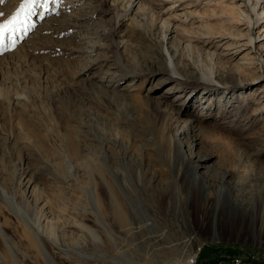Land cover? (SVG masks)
<instances>
[{"label": "rangeland", "instance_id": "374dc122", "mask_svg": "<svg viewBox=\"0 0 264 264\" xmlns=\"http://www.w3.org/2000/svg\"><path fill=\"white\" fill-rule=\"evenodd\" d=\"M23 2L0 0V23ZM45 3L0 51V264L264 258V0ZM206 152L197 181L180 175ZM106 177L146 238L133 247L108 242Z\"/></svg>", "mask_w": 264, "mask_h": 264}, {"label": "bare ground", "instance_id": "6f19581e", "mask_svg": "<svg viewBox=\"0 0 264 264\" xmlns=\"http://www.w3.org/2000/svg\"><path fill=\"white\" fill-rule=\"evenodd\" d=\"M169 26H170V23L168 21H165L163 23V28L167 32L170 31ZM261 64L263 65L264 62H262ZM207 75L208 76H203V78H202L203 79V85H204L206 90H212L213 91L214 89L218 88V86H217L218 83L216 84V81L212 78V76H214V72L207 73ZM176 114H177V112H176ZM168 116L171 117L172 119L174 118L172 116V114L171 115L168 114ZM173 120H175L176 122H179V120H177L175 118ZM189 131L190 130H187V133H185V134L189 135ZM63 139H64V145H65L66 149L68 151H70L71 154L76 155L78 152H77V149H76V146H75L73 139L68 135H64ZM168 144H170V142ZM165 146L166 145L163 144V146H161V147L164 148ZM189 148H190L191 154H193L194 147H189ZM211 158H212L211 153L206 152L202 157H200L198 159V162H197L198 164L197 163L194 164V167L192 166V168L189 171L184 172V173L182 172L180 175L183 177L191 176L192 178H194L197 181L198 177H197V173L195 171L197 169L203 168V166H206L209 163ZM207 169H209V168H207ZM223 178H225V176H223ZM105 183L106 184L104 185V187H105V192H104L105 199L104 200H106L108 202L110 208L112 209V213H111L112 215H110L112 218L110 216H108V220L106 223V235L108 236V242L111 245L118 247V248L119 247H125V248L126 247H133V242H135V241L139 242V239H144V237H142L143 231H140L139 229H137L133 225V222H132L131 217H130L131 214H129V211L127 209L128 205L126 204L125 196L121 193L120 189L117 188L114 181L109 179L108 177H106ZM260 216L262 218V223H263V227H264V208H261ZM33 222L35 223V226H33V228L31 227L32 229H24L22 235L27 239L26 243H28V246L30 249H32L37 254L38 253L42 254V252H43L42 248H44L46 250V246H49L48 244L51 242L44 239V237L42 238L40 236L39 232L42 231L41 226H40L41 225L40 221L37 222L36 220H33ZM51 224L53 225V223H51ZM114 229H117L118 232L120 233V235H123L124 237L123 238L118 237L115 234ZM54 232H56V231H54ZM54 232L52 231L50 234L56 240V235H55L56 233H54ZM46 233L47 232H45V234ZM263 233H264V231H263ZM0 235H1V233H0ZM23 236H22V238H23ZM1 238H3V237L1 236ZM144 240H146V238ZM3 241L1 240L2 243H4L5 245L6 244L8 245L9 239L7 240V239L3 238ZM167 241L168 240H166V239H157V242L155 244L157 246H165L168 244ZM25 245H27V244H25ZM52 245L54 247L53 246H51V247L53 249H56L59 252L58 253L59 255L64 253V251L62 249L58 248V245L56 242L52 243ZM49 248H50V246H49ZM6 249L10 250L8 247ZM53 249H51V250H53ZM9 252H11V251H9ZM48 252H51V251H48ZM15 254H17V253H15ZM18 254H19V252H18ZM203 256L204 255H202L201 252H199V253L194 254V255L190 256L189 258L181 260L175 264H183L184 261L189 260L191 257L193 258L192 260H196V258L199 259V257L201 260H203L204 259ZM51 258H52V256H51ZM67 261H68L67 259L64 260V262H67ZM51 262H52V260H51ZM54 264H55V262H54Z\"/></svg>", "mask_w": 264, "mask_h": 264}, {"label": "snow or ice", "instance_id": "6c2138e0", "mask_svg": "<svg viewBox=\"0 0 264 264\" xmlns=\"http://www.w3.org/2000/svg\"><path fill=\"white\" fill-rule=\"evenodd\" d=\"M38 4L42 7L46 6V3L41 4V0H24L15 15L0 23V51L5 48L6 39L14 36L17 28L23 23L22 17L31 15L35 11V6ZM2 16H4V13L0 12V17ZM14 43L15 41H13V45Z\"/></svg>", "mask_w": 264, "mask_h": 264}, {"label": "built area", "instance_id": "2783aa9c", "mask_svg": "<svg viewBox=\"0 0 264 264\" xmlns=\"http://www.w3.org/2000/svg\"><path fill=\"white\" fill-rule=\"evenodd\" d=\"M215 255L210 258L209 261L201 260L196 258L192 260L184 261L183 264H264V258H260L257 253H238L235 255L221 253L220 251L215 252ZM263 259V260H262Z\"/></svg>", "mask_w": 264, "mask_h": 264}]
</instances>
